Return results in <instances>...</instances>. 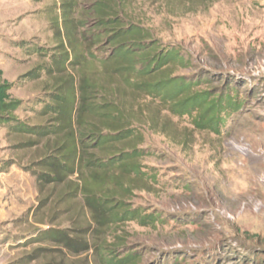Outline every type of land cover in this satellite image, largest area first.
Masks as SVG:
<instances>
[{
	"label": "rangeland",
	"instance_id": "374dc122",
	"mask_svg": "<svg viewBox=\"0 0 264 264\" xmlns=\"http://www.w3.org/2000/svg\"><path fill=\"white\" fill-rule=\"evenodd\" d=\"M5 83V196L60 164L20 216L51 227L23 264H264V0H0ZM204 92L226 100L217 127L176 106ZM121 116L128 134L95 143Z\"/></svg>",
	"mask_w": 264,
	"mask_h": 264
},
{
	"label": "trees",
	"instance_id": "16d2710c",
	"mask_svg": "<svg viewBox=\"0 0 264 264\" xmlns=\"http://www.w3.org/2000/svg\"><path fill=\"white\" fill-rule=\"evenodd\" d=\"M139 34L140 33L138 32V35ZM149 55H151V54H147L146 56H149ZM169 55H170V52H168V55L166 56V58H168L169 60L167 59L168 61L163 62L161 69L164 66L175 61L172 58H169L170 57ZM143 72H144V75L147 76V74L149 73V70L147 68H144ZM172 80L174 81L175 79L170 78V81H172ZM180 82H181V84L178 87L183 88L186 85V83H184L182 80H180ZM160 84H162L160 81L158 84H156V87H157L156 90L158 91V93H162L166 88L162 85H161L162 87H160L159 86ZM192 85L193 84H191V86ZM9 88H10L9 84H6V83L0 84V114H8V113L10 114L14 110H16L15 104H17V103H13L10 101L11 97L9 94ZM182 97L183 96L180 97L181 98L180 103L176 104L177 108L183 109L185 112L187 110L188 111L187 113H192V111H194L197 108L196 110L197 111L199 110L201 112V114H200L201 118L198 120V122H200V123L205 122L206 123V121H207V123H208L207 125H212L213 127L219 126L218 117H219L220 113L222 112V110H221L223 108L222 105L224 102H226V100L222 101V97L217 99V100H214L211 97H208L207 92L186 94L185 97H183V98ZM68 105H70V104H68ZM236 108H237V101L233 103L231 109H236ZM63 110L67 111V107L63 106ZM117 113H118V115H120V111H117ZM65 114L68 115L67 112ZM126 119H128V117L121 116L120 118L117 119V121L119 124L123 125L124 121ZM6 121L7 120H4L3 123H5ZM0 123H2L1 118H0ZM122 125L116 126V127H110L112 134L102 133L100 135V137L97 138L94 142L102 144V145H108L112 142L114 143L115 141H118L121 138H124L125 135H123L122 133L127 131L125 134H128V130H126V129H129L128 128L129 126L127 124H124V126H122ZM118 133H120V134H118ZM38 135H42V133L38 134ZM75 141L76 140H74V139L69 140L70 145H69V147H67V149L69 150L68 153L70 154V157L67 160L66 159L62 160L61 166L64 167V166L68 165L69 167L72 168L76 164V162H78L75 160V157L79 155L80 150L76 146ZM127 156H128V158L125 161H128L129 159H131V157H133L132 154H128ZM123 162L124 161H122L121 163H123ZM110 163H111L110 166H113L112 162H110ZM42 165H43V169L46 170L47 172L41 174L42 175L41 176V185H40L41 187H43L46 182H50V179L52 177H56L57 172L53 170L54 167H60V164L55 162L53 159H48L46 161H43ZM106 165H108V164H106ZM107 168H108V166H107ZM58 175H60V174H58ZM54 180H56V179H54ZM102 205L104 206V203ZM110 210H111V208H110ZM113 212L114 211L111 210L110 215H113V216L117 215L115 212L114 213ZM130 213L133 214L134 211H125L123 213V215L116 216L115 219H117V220L121 219L122 220L123 218L130 216ZM133 261H134V259L131 256H129V257H127V260L126 259L124 261H122V260L121 261H118V260L117 261L116 260L111 261L110 260L109 263L111 262L110 264H133Z\"/></svg>",
	"mask_w": 264,
	"mask_h": 264
},
{
	"label": "crops",
	"instance_id": "0c3cea01",
	"mask_svg": "<svg viewBox=\"0 0 264 264\" xmlns=\"http://www.w3.org/2000/svg\"><path fill=\"white\" fill-rule=\"evenodd\" d=\"M5 173L3 175L9 172ZM40 185L41 178L39 177L37 182L35 181L33 184H29L31 189H28V185H26L27 188L22 190L24 193L22 196L24 200L22 204H20V201L18 204L17 200L5 196L8 189H3V186H0V228L6 226L8 229L14 230V237L8 239L9 242L5 245H0V264H9L10 262L11 264H23L27 251L31 252L34 249L37 251L42 250L46 246V243L51 242V236H49L51 227H46V223L44 225H41L42 222L35 223L32 220L33 216L29 218V227L18 225L21 215L32 208L44 207V204L48 201H42L40 199L42 193V187ZM33 226H37L38 229H32ZM8 261L10 262L8 263Z\"/></svg>",
	"mask_w": 264,
	"mask_h": 264
}]
</instances>
